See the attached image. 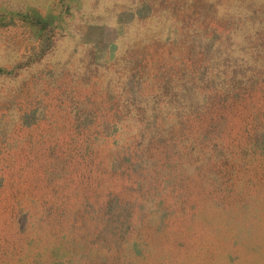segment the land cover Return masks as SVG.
I'll return each mask as SVG.
<instances>
[{"label":"rangeland","instance_id":"rangeland-1","mask_svg":"<svg viewBox=\"0 0 264 264\" xmlns=\"http://www.w3.org/2000/svg\"><path fill=\"white\" fill-rule=\"evenodd\" d=\"M23 29L51 33V82L77 95L58 111L51 94L37 124L66 130L70 176L0 187V264L65 248L82 264H264V0H0V34L23 42ZM31 83L0 77V101L46 89ZM45 134L23 155L46 160ZM29 186L65 194L66 214L32 216Z\"/></svg>","mask_w":264,"mask_h":264},{"label":"crops","instance_id":"crops-1","mask_svg":"<svg viewBox=\"0 0 264 264\" xmlns=\"http://www.w3.org/2000/svg\"><path fill=\"white\" fill-rule=\"evenodd\" d=\"M29 15H31V13H21L16 16L25 21L23 24L26 25V20ZM30 19L31 18H29L28 21ZM8 23H12V25L15 24L12 17ZM8 23L4 26H10ZM18 32L21 36H24L25 41L17 42L14 41L11 35L0 34V77L18 80L22 77L23 72H27L32 80V86L35 81L41 82L46 84V89H43L40 92V96L32 97L29 100L17 99L8 102L0 101V159L6 157V155L2 152L9 150V158L11 159L10 164L13 169L18 166L15 162L16 158H14L13 154L23 151V148L28 146L29 141L32 140V135L46 133L45 138L42 137V139L48 140L47 144L43 146L45 148H47L49 144H59L60 140H64V138H66V130H63L62 128V131L60 132L58 131L60 128L42 127L37 125L45 121L47 116L46 113H48L49 108H46L45 105L46 100L49 99L50 95H57L56 97H58V100L56 102L58 104V111L66 108V105L71 106L70 104H72L77 97V95L75 96L76 92L74 89H68L65 84L55 86L51 82L50 72L55 69L52 65L62 59L60 56L59 59L55 56L54 51L56 50V44H50V42L47 41L51 33L49 31H34L30 29L19 30ZM60 106L63 109L60 108ZM10 112H14L17 115L20 123L17 131L20 135L26 134V138L23 136L20 137V140L19 138L14 140L12 138L14 133H12L11 128L6 135V130L10 123L7 121L9 120ZM70 117L71 119L79 118L73 114H71ZM84 129L86 128L82 126L74 128L73 130L74 133H79ZM55 130L58 132V135L62 133L61 137H54L55 133L53 131ZM11 172L13 175L15 174L13 170ZM17 180L18 179L13 176L12 182H16ZM14 198L16 199L17 197L14 196ZM27 198L32 206L37 207L39 205L34 198L30 199L29 194H27ZM59 242H67L64 235L59 239ZM32 243L33 246H37V240L32 241ZM18 262L19 264H23L26 261L22 260ZM29 264H82V261L81 257L71 254V251L65 248V256L63 257H47V255L36 252L31 257V260H29ZM94 264L97 263L95 262Z\"/></svg>","mask_w":264,"mask_h":264},{"label":"trees","instance_id":"trees-1","mask_svg":"<svg viewBox=\"0 0 264 264\" xmlns=\"http://www.w3.org/2000/svg\"><path fill=\"white\" fill-rule=\"evenodd\" d=\"M73 119V118H72ZM97 120V118H95V121ZM94 121V122H95ZM9 126H11V123H9L7 130H6V135L8 134L9 131ZM82 127V126H80ZM86 129L81 130L79 133L77 132V136L79 138H81L82 140H84L83 142L85 143H92V142H97L98 136L96 134H94L93 132H90V130H92L91 127L89 126H84ZM66 140V139H65ZM65 140H61V144H55V145H51L49 144L47 146L48 148V152L46 153L47 155V159L46 160H42V154H37L35 157L33 155H23V152H16L13 154L14 158H16L15 162L16 164H18V166L16 168L13 169L11 164H3L2 162H0V182H2L3 186H0L1 188H5V184L6 182H8L9 184H13L15 185V188H17L18 183L22 182V181H27L29 183H33L36 182L37 180H39L40 175H44V180L47 179V184H51L52 182L59 184V186H65L66 185V180L67 177L70 176V171L67 170V166H66V161L64 160V157L66 156V150L64 149V141ZM68 140L70 141H74V137L72 136V138H69ZM76 140V139H75ZM60 147H61V151L64 149V151L60 152ZM3 154L6 155L5 158H2V160H9L11 162V159L9 158V150H6L4 152H2ZM60 156L62 159V162H60ZM24 159L27 161H30L32 159V168L30 167L29 164V172L26 174V178L21 179L22 178V174L18 173V169H20V161ZM39 159V160H38ZM36 162H42L44 164H46V166L44 167L43 171L44 173H39L37 170L38 167V163L36 164ZM14 171L17 172L19 175L16 177L18 180L16 182H12V179L8 178V172L9 171ZM24 172V170H23ZM28 192L30 194V199H33L39 204L37 207L32 206V204L29 202V199L27 198L26 195V205L25 208L31 213L32 216L35 215L34 209L37 208L38 210L40 209H45L47 211V213L49 214H59V215H65V209L67 207L68 204H66V197L65 194L60 195V192H56V195H54V191L53 190H49V192L45 189L42 191H36L35 188L33 186H29ZM32 194V195H31ZM53 194V195H51ZM51 196H56L55 198L51 197ZM47 197H50L52 200H48ZM81 196H79L80 198ZM77 198V197H76ZM17 199V198H16ZM17 206L20 207V203H17ZM62 209V210H61ZM61 211V214H60ZM37 215H35L34 217H36ZM32 241H36L34 239L30 240V244L29 247H35L33 246ZM28 242V240H27ZM75 242V241H74ZM1 245V244H0ZM26 258H20L19 261L25 260ZM19 263V262H18Z\"/></svg>","mask_w":264,"mask_h":264}]
</instances>
